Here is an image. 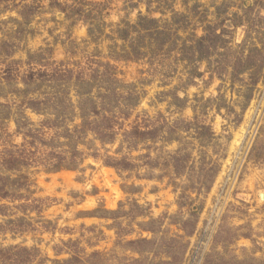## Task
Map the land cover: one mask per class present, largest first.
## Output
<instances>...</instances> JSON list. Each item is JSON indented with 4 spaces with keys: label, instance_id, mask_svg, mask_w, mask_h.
Masks as SVG:
<instances>
[{
    "label": "rangeland",
    "instance_id": "1",
    "mask_svg": "<svg viewBox=\"0 0 264 264\" xmlns=\"http://www.w3.org/2000/svg\"><path fill=\"white\" fill-rule=\"evenodd\" d=\"M261 195L264 0H0V264H264Z\"/></svg>",
    "mask_w": 264,
    "mask_h": 264
},
{
    "label": "trees",
    "instance_id": "2",
    "mask_svg": "<svg viewBox=\"0 0 264 264\" xmlns=\"http://www.w3.org/2000/svg\"><path fill=\"white\" fill-rule=\"evenodd\" d=\"M181 1H183L184 3L187 1V0H181ZM176 17V16H175ZM177 18V17H176ZM141 20H143L142 18H140ZM148 22V21H147ZM184 27H183V24L181 25V29H183ZM173 30H175L174 32H176L177 31V28L176 29H173ZM175 34H177V32L175 33ZM177 36V35H176Z\"/></svg>",
    "mask_w": 264,
    "mask_h": 264
},
{
    "label": "bare ground",
    "instance_id": "3",
    "mask_svg": "<svg viewBox=\"0 0 264 264\" xmlns=\"http://www.w3.org/2000/svg\"><path fill=\"white\" fill-rule=\"evenodd\" d=\"M262 196V198L264 199V195H261Z\"/></svg>",
    "mask_w": 264,
    "mask_h": 264
}]
</instances>
